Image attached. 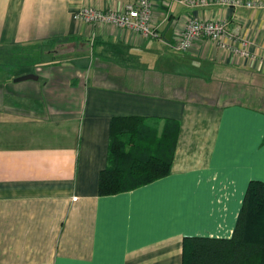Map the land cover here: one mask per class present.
<instances>
[{"label": "crops", "instance_id": "obj_1", "mask_svg": "<svg viewBox=\"0 0 264 264\" xmlns=\"http://www.w3.org/2000/svg\"><path fill=\"white\" fill-rule=\"evenodd\" d=\"M133 1L0 0V264H182L185 236L230 238L264 181V5L156 0L157 39L73 17ZM189 16L226 19L251 56L238 39L178 51ZM117 116L178 122L173 164L100 196Z\"/></svg>", "mask_w": 264, "mask_h": 264}, {"label": "trees", "instance_id": "obj_2", "mask_svg": "<svg viewBox=\"0 0 264 264\" xmlns=\"http://www.w3.org/2000/svg\"><path fill=\"white\" fill-rule=\"evenodd\" d=\"M178 132V122L172 120L160 135L144 117H113L99 195L130 191L169 175ZM182 264H264L263 180L249 182L230 238L185 236Z\"/></svg>", "mask_w": 264, "mask_h": 264}, {"label": "built area", "instance_id": "obj_3", "mask_svg": "<svg viewBox=\"0 0 264 264\" xmlns=\"http://www.w3.org/2000/svg\"><path fill=\"white\" fill-rule=\"evenodd\" d=\"M165 5L180 3L186 6H209L212 4H223L230 7H263L262 1L251 0H162ZM156 6V0H134L125 4L124 9L101 10L95 7H83L75 12L73 17L76 20L88 23H106L115 26L129 28L141 33L146 38H161L158 25L152 23L153 10ZM207 38L221 46H226L227 41H241L242 47L234 48L239 53L249 57L248 41L233 35L228 30V21L226 19L202 20L196 16H189L187 23L175 44L178 51H187L196 40Z\"/></svg>", "mask_w": 264, "mask_h": 264}, {"label": "water", "instance_id": "obj_4", "mask_svg": "<svg viewBox=\"0 0 264 264\" xmlns=\"http://www.w3.org/2000/svg\"><path fill=\"white\" fill-rule=\"evenodd\" d=\"M168 38L170 39V36H168ZM32 78L37 79L38 76L33 73H28V74H24V75H21L15 78V81H21V80L32 79Z\"/></svg>", "mask_w": 264, "mask_h": 264}]
</instances>
